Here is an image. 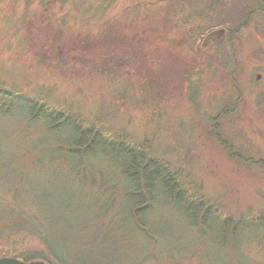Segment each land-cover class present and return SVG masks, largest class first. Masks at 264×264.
<instances>
[{
  "label": "rangeland",
  "instance_id": "1",
  "mask_svg": "<svg viewBox=\"0 0 264 264\" xmlns=\"http://www.w3.org/2000/svg\"><path fill=\"white\" fill-rule=\"evenodd\" d=\"M250 1L0 0V89L149 144L213 206L264 210V15L233 44L223 28L205 31ZM225 44L234 60L217 54ZM50 140L21 107L0 109V256L47 253L27 224L35 207L72 261L107 215L113 240L96 250L104 264H264V232L219 245L163 201L149 206V222L135 218L119 169L97 158L77 175L45 152Z\"/></svg>",
  "mask_w": 264,
  "mask_h": 264
},
{
  "label": "trees",
  "instance_id": "2",
  "mask_svg": "<svg viewBox=\"0 0 264 264\" xmlns=\"http://www.w3.org/2000/svg\"><path fill=\"white\" fill-rule=\"evenodd\" d=\"M259 1L262 4L259 12L264 15V0ZM253 4L250 1L244 9L247 10V21L244 20L245 15L242 20L240 19L244 11L240 10L225 20L216 17L215 20L218 23L207 27L205 31L223 27L233 32L235 27L241 25V21L247 23L250 21L248 8ZM203 33L194 38L195 43L192 45L197 55H201L200 42ZM234 36L236 37L235 34ZM227 45L217 46V54L222 55L223 61L234 60L235 55L227 51ZM19 107L30 116L32 121L44 123L46 133L51 138L48 144H52L45 152L55 153L52 161H61L70 165L72 172L77 175L88 167H94V159L97 158L100 160L104 158L113 167L119 169L129 185L125 198L130 201L133 208V213L130 208V215L132 213L135 218L144 214L146 221L149 222L147 217L152 214L158 201H163L181 210L191 227L200 232L208 230V236L218 241L219 245L227 242L236 244L244 237L264 232V210L238 216L209 204L202 196L186 188L169 164L156 159L149 144L138 145L127 134L102 126L100 122L89 121L80 114L55 104L50 99L28 97L20 94V91L2 93L0 89V109L3 112H11ZM39 145L34 140V147L38 148ZM228 152H231L230 156L236 155L230 149ZM237 155L240 154L237 153ZM154 202L156 203L154 209L148 210ZM34 210V218L27 224L32 233L37 234L47 253H34V258L20 259L43 260L48 264H104L97 261L96 250L100 247L105 249L110 247V241L113 240L110 235L113 228L104 222L107 215L104 216L103 221H98L92 227L96 228V234L93 233L88 238L89 242H85L89 247L81 249L82 253L76 252L73 255L76 260L72 261L62 252L57 238L50 234L49 226L44 223L48 219L43 217L35 207ZM103 228L108 231V235H98L99 229Z\"/></svg>",
  "mask_w": 264,
  "mask_h": 264
},
{
  "label": "flooded vegetation",
  "instance_id": "3",
  "mask_svg": "<svg viewBox=\"0 0 264 264\" xmlns=\"http://www.w3.org/2000/svg\"><path fill=\"white\" fill-rule=\"evenodd\" d=\"M253 1V5H251V6H249V8H248V13H249V18H250V20L252 19V17H254L255 19H258V17H262V14L259 12V10H261V8H262V4H261V2L259 1V0H252ZM244 15H245V17L247 18V10L245 11H243L242 12V14H241V17H240V19L242 20L243 19V17H244ZM242 23H241V25L240 26H237V27H235V32L236 31H240L244 26H246L247 24H249L250 22H244V21H241ZM223 28V27H222ZM225 31H224V34H225V40H228V41H230L231 43H233V41H234V31L233 32H229L226 28H223ZM2 257H14V258H18L17 256H15V255H5V256H0V258H2ZM18 259H20V258H18Z\"/></svg>",
  "mask_w": 264,
  "mask_h": 264
},
{
  "label": "water",
  "instance_id": "4",
  "mask_svg": "<svg viewBox=\"0 0 264 264\" xmlns=\"http://www.w3.org/2000/svg\"><path fill=\"white\" fill-rule=\"evenodd\" d=\"M0 264H48V263L43 260L24 261L14 257H2L0 258Z\"/></svg>",
  "mask_w": 264,
  "mask_h": 264
}]
</instances>
